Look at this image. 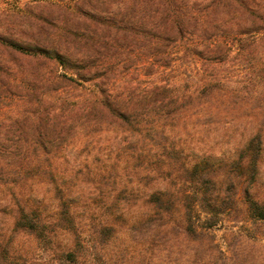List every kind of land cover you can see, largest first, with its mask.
Here are the masks:
<instances>
[{"label": "trees", "instance_id": "16d2710c", "mask_svg": "<svg viewBox=\"0 0 264 264\" xmlns=\"http://www.w3.org/2000/svg\"><path fill=\"white\" fill-rule=\"evenodd\" d=\"M124 2L126 15L101 17L102 9ZM54 6L63 18L54 31L37 27L23 40L0 34V96L38 78L46 87L64 88L52 89L69 115L63 121L48 111L42 116L46 131L0 146V210L10 220L0 230V261L8 246L25 238L42 246L51 264H86L120 229L149 225L193 242L205 238L206 255L195 264L223 263L211 230L225 221L264 223V56L246 71L250 83L261 84L253 89L235 87L212 67L197 69L189 89L169 83L140 95L112 81L114 68L104 66L102 51L117 44L107 33L117 35L124 25L132 39L141 33L148 44L154 38L173 47L188 41L190 55L224 63L233 48L245 53L243 40L238 46L226 37L264 36V1L212 0V14L242 23L227 27L228 34L225 23L206 26L202 11L185 0H73ZM152 6L159 17L150 37L133 16ZM22 61L62 73H35ZM64 131L70 132L63 136ZM109 133L116 142L107 157L68 165L69 146L77 139L89 145ZM80 179L90 185L81 188Z\"/></svg>", "mask_w": 264, "mask_h": 264}, {"label": "rangeland", "instance_id": "374dc122", "mask_svg": "<svg viewBox=\"0 0 264 264\" xmlns=\"http://www.w3.org/2000/svg\"><path fill=\"white\" fill-rule=\"evenodd\" d=\"M65 1L73 0H39V4L23 3L21 0H0V34L23 40L35 34L37 27L45 26L54 31L63 19L54 5ZM185 1L189 7L202 11L203 22L206 26L217 27L224 23L228 24L229 26L224 25L228 34L229 27L242 24L241 21L224 18L222 14H212L209 9L212 0ZM24 4H29L28 8L24 7ZM157 8V6L141 7L133 16L137 24L147 26V33L150 37L154 34V27L159 17ZM128 12L129 3L124 2L120 5H112L108 10L102 9L100 15L101 17H113L118 13L124 16ZM74 18L78 21L80 17L76 15ZM246 25H249V22ZM107 35L108 41L115 39L117 44L114 42L108 51H102L104 66L114 68L111 78L121 89L132 86L140 95L152 92L156 85L167 86L169 83H176L181 89H189L196 81L194 80L196 78L192 79V77L197 69L209 71L212 67L220 69L219 72L240 89L249 90L261 85L258 84V80L251 84L246 71L258 65V60L264 56V36L262 34H250L242 38L226 37V40L234 41L238 46L242 43L244 52L249 53L250 57L248 58L245 53H238V50L233 48L234 51L231 52L230 57L224 63L217 65L208 64L204 59L190 55L188 41L185 42L187 44L173 47L174 45L169 46L167 41L158 45L152 38V43L148 44L141 33L135 34L136 40L132 39L133 33L131 34L124 25L120 27L117 35L115 31ZM238 39L243 42L239 43ZM22 64L27 69H33L35 73L46 72L51 77L62 73L61 70L51 65L28 61H22ZM29 85L24 83L21 85V91L0 96V146L19 144L38 130L46 131L47 126L42 116H45L48 111L52 118L60 116L63 121L69 119V115L56 101V91H53L56 87L63 90V87L56 84L46 87L38 78ZM61 118H56V122ZM56 128L59 130L60 127ZM65 131L63 136L70 132ZM114 142L116 141L110 133L89 145L77 139L73 146H69L68 151L70 149L72 151L68 152V165L70 167L72 165L82 166L85 161L92 163L98 156L107 157L111 147L115 145ZM262 171L264 182V167ZM83 183L81 179L78 180L81 188L86 187L87 183ZM132 210L136 215L137 209ZM8 226H10V220L0 210V230L4 231ZM200 231L203 230L199 228L198 233ZM210 233L223 253V263L218 264H264V223L225 221ZM8 249L10 252L5 257L6 259L4 258L5 260L0 261L1 264H51L52 261L42 246L39 247L25 238L17 239L11 246H8ZM206 249L205 238L200 237L197 242H193L183 235H174L169 228L158 229L149 225L135 228L128 226L120 229L115 238L98 245L96 252L89 257L86 264H195V261L203 259L206 255ZM215 257L220 258L218 253H215Z\"/></svg>", "mask_w": 264, "mask_h": 264}, {"label": "crops", "instance_id": "0c3cea01", "mask_svg": "<svg viewBox=\"0 0 264 264\" xmlns=\"http://www.w3.org/2000/svg\"><path fill=\"white\" fill-rule=\"evenodd\" d=\"M23 3H29V2H33L35 0H21Z\"/></svg>", "mask_w": 264, "mask_h": 264}]
</instances>
